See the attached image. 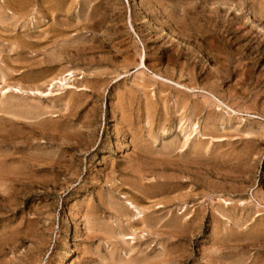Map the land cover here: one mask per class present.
Instances as JSON below:
<instances>
[{
	"label": "rangeland",
	"instance_id": "374dc122",
	"mask_svg": "<svg viewBox=\"0 0 264 264\" xmlns=\"http://www.w3.org/2000/svg\"><path fill=\"white\" fill-rule=\"evenodd\" d=\"M17 1L0 264H264V0Z\"/></svg>",
	"mask_w": 264,
	"mask_h": 264
},
{
	"label": "bare ground",
	"instance_id": "6f19581e",
	"mask_svg": "<svg viewBox=\"0 0 264 264\" xmlns=\"http://www.w3.org/2000/svg\"><path fill=\"white\" fill-rule=\"evenodd\" d=\"M14 1H17V0H14ZM17 2H19V1H17ZM30 1L29 0H25V2H24V4L25 5H27V3H29ZM15 3V2H14ZM20 3V2H19ZM141 67H143V68H145L146 67V65H145V62H144V60L142 61V63H141ZM68 74V73H67ZM157 79H158V77H157ZM54 80V79H53ZM160 80V79H159ZM162 81H163V79H162ZM169 82V81H168ZM168 82H167V84H168ZM63 83V82H62ZM60 84V83H59ZM173 84V83H172ZM18 91L17 92H21L20 91V89H17ZM187 91V90H186ZM192 91V90H191ZM34 92V91H33ZM37 92V91H36ZM217 99V98H216ZM221 104V103H220ZM197 129V128H196ZM144 150V149H143ZM145 151V150H144ZM142 152V151H141ZM141 155V154H140ZM145 157V156H144ZM136 169V168H135ZM138 169V168H137ZM139 171V170H138ZM140 172V171H139ZM138 172V173H139ZM137 173V172H136ZM136 173H133V174H136ZM142 173V172H141ZM144 173V172H143ZM142 173V174H143ZM142 174H141V176H142ZM138 175V174H137ZM139 177H141L140 175H138ZM146 176H148L147 174H146ZM138 178V177H137ZM145 178V177H144ZM143 178V179H144ZM138 179H140V178H138ZM146 179H147V177H146ZM144 181V180H143ZM142 181V182H143ZM141 182V183H142ZM147 186H148V184H147ZM151 186H153V185H151ZM144 189H145V187H144ZM149 190V189H148ZM154 192V191H153ZM121 196V195H120ZM111 199L112 198H114V197H110ZM126 199V198H125ZM146 199V198H145ZM115 200V199H114ZM117 201V200H116ZM118 202V201H117ZM124 202V201H123ZM119 203V202H118ZM121 203V202H120ZM119 203V204H120ZM127 205H126V207L123 209V210H119V209H117L116 211L115 210H113L114 211V213L116 212V215H119V216H124V217H127V218H130V223L131 222H134V221H138L139 219H141L142 218V216H141V212L140 213H138V215H134V210L137 208L136 207V205L134 204V201L133 202H131V200L130 201H128V203H126ZM122 205V204H121ZM124 206V205H123ZM113 208H114V206H112ZM119 208H121V207H119ZM116 209V208H115ZM137 214V213H136ZM140 215V217H138ZM123 218V217H122ZM96 220H98L97 218H95ZM96 226H98V224H96Z\"/></svg>",
	"mask_w": 264,
	"mask_h": 264
}]
</instances>
